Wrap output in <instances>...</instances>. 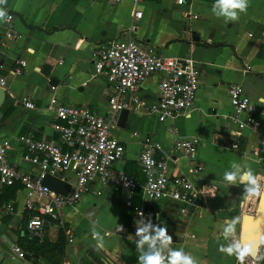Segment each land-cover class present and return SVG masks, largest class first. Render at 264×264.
<instances>
[{"label": "crops", "instance_id": "crops-1", "mask_svg": "<svg viewBox=\"0 0 264 264\" xmlns=\"http://www.w3.org/2000/svg\"><path fill=\"white\" fill-rule=\"evenodd\" d=\"M215 3L189 0L178 6L175 0H140L137 10L141 17L135 21L131 0H7L6 5H0L11 17L0 19V76L6 82L0 105L1 138L30 134L34 139H54L53 126L59 122H54L52 114L44 109L51 95L61 104L105 111L110 88L104 77H91L90 51L126 39L125 31L131 24L136 27L131 35L136 41L157 55L191 57L199 72L191 110L164 123L129 111L124 127L112 130V136L123 146V156L113 169L141 184L143 175L137 163L141 138L150 137L166 152L175 137L198 138L194 158L173 155L175 162L169 164V169L194 185L215 186L214 197L186 216L179 215L169 203L146 205L145 212L154 226L140 240H132V213L140 205V190L128 200L122 192L93 182L73 209L62 211V222L72 243L65 238L57 264H143L141 257L156 253L163 257V264H170L173 252L191 258L193 264L237 263L235 251L229 255L224 250L238 243L239 222L242 216L253 215L258 199L247 191L256 185L240 182L239 175L251 170L260 188L264 181V0H249L247 11L240 13L236 21L217 17L212 11ZM5 33L16 39L6 40ZM16 60H23L24 67H19ZM16 68L20 70L18 75L13 74ZM232 83L239 84L257 108L255 128L243 130V138L238 139L241 153L222 147L224 138L236 130L227 119L231 113L227 89ZM50 86L54 91L49 90ZM139 92L150 101L156 95L155 77L144 81ZM24 96L32 101L33 110L21 106ZM19 154L11 141L9 162L25 169ZM233 164L239 166L236 184L224 180L225 172H237ZM195 165L200 168L198 172H192ZM65 177L72 179L70 174ZM17 192L13 199L0 203V208L8 202L14 206L11 214L0 212V264H55L23 248L24 262L11 260L10 250L24 234L26 212ZM230 225L234 230L226 233ZM58 229L51 224L44 238L54 243ZM161 229H166L170 242L159 237ZM93 232L99 233L100 239H95ZM262 238L264 232L258 257L264 256Z\"/></svg>", "mask_w": 264, "mask_h": 264}, {"label": "built area", "instance_id": "built-area-1", "mask_svg": "<svg viewBox=\"0 0 264 264\" xmlns=\"http://www.w3.org/2000/svg\"><path fill=\"white\" fill-rule=\"evenodd\" d=\"M188 1L175 0V4L180 6ZM139 3L140 0H131L134 21L141 17L137 10ZM10 18L7 15L5 20ZM125 32L128 33L126 39L113 40L90 51L91 77H104L110 88L105 111L61 104L51 95L44 109L52 114L54 122H59L53 126L54 139H34L30 134L17 135L12 139L0 137V192L6 187L19 186L17 195H21L23 210L28 213L24 233L29 239L44 238L46 228L51 224L63 227L62 211L73 209L93 182L122 192L128 200L137 189L140 190V205L132 213L133 225L129 233L132 240H140L154 226L145 212L146 205L169 203L179 215L186 216L215 195V186L194 185L186 177L172 174L169 169V164L175 162L173 155L179 154L188 160L194 158L198 138L175 137L169 152L150 137L141 138L137 153V163L143 175L141 184L134 177L113 169L114 163L123 156V146L111 134L117 128L119 111L140 112L153 117L157 123H164L192 109L199 84V72L191 57L177 59L157 55L152 48L131 37L136 32L133 24ZM5 39L12 41L16 36L5 33ZM16 64L19 67L25 65L23 60H16ZM19 72L16 68L13 74L18 75ZM152 77L156 80V95L149 101L140 96L139 91L140 85ZM5 87V78L0 76V88ZM49 90L54 91V87L50 86ZM227 95L231 109L227 119L236 125V130L224 138L222 147L241 153L242 144L238 139L243 138V130L255 128L257 108L243 94L239 84H230ZM20 104L27 111L34 109L28 96L22 97ZM11 141L19 149L20 161L27 168L17 169L9 162ZM261 141L264 143V136ZM251 153L255 155V149ZM194 167L192 172L200 170L199 166ZM67 174L72 176L71 180L65 177ZM46 175L66 183L69 186L67 194L58 195L43 186L41 182ZM13 209V202H8L0 212L11 214ZM29 213L35 215L30 216ZM140 229L147 231L138 235ZM64 235L66 242L71 244L67 229ZM10 252L11 260L24 262L25 253L18 246H13ZM244 264H256V259L247 256Z\"/></svg>", "mask_w": 264, "mask_h": 264}, {"label": "clouds", "instance_id": "clouds-1", "mask_svg": "<svg viewBox=\"0 0 264 264\" xmlns=\"http://www.w3.org/2000/svg\"><path fill=\"white\" fill-rule=\"evenodd\" d=\"M7 0H0V5H6ZM249 0H216V3L213 5L212 11L216 14L217 17L224 16L226 21H236L239 19L240 13H245L248 8ZM219 9V11H217ZM239 11H236V10ZM8 14L3 7H0V19H3ZM233 168L237 169V172H225L224 180L228 181L231 184L237 183V175L239 173V166L236 164L232 165ZM239 181H248L251 185H256L254 188H249L247 191L252 196H257L264 198V192H261L260 187L257 183V177L252 175L251 170L245 172L242 175H239ZM121 227V231H122ZM233 226H229L226 229V233L233 231ZM147 229H140L137 234H142ZM159 237H166V229L158 230ZM93 237L95 239H100V235L97 232H93ZM147 240L148 238L145 237ZM167 241H171V237H166ZM264 242V238L262 241ZM259 243L257 241L241 245L237 243L234 247H229L225 249L229 255L235 251L237 259L240 261V264H244L245 257L252 256L256 259H264V256H257V252L259 251ZM143 264H163V257L156 253L152 256L141 257ZM193 264V260L187 256L182 257L180 253L173 252L170 256V264Z\"/></svg>", "mask_w": 264, "mask_h": 264}, {"label": "water", "instance_id": "water-1", "mask_svg": "<svg viewBox=\"0 0 264 264\" xmlns=\"http://www.w3.org/2000/svg\"><path fill=\"white\" fill-rule=\"evenodd\" d=\"M192 40H196L195 37ZM5 98L4 89L0 88V105ZM128 115L127 110H121L118 112L116 119V127L122 129ZM42 185L48 188L51 192L65 196L68 192L69 186L60 181L57 178L44 176L42 179ZM261 192H264V181L260 188ZM264 232V198L258 197L256 208L252 216H242L239 222L238 230V243L241 245L248 244L254 241L260 242ZM255 259L252 256H249Z\"/></svg>", "mask_w": 264, "mask_h": 264}, {"label": "trees", "instance_id": "trees-1", "mask_svg": "<svg viewBox=\"0 0 264 264\" xmlns=\"http://www.w3.org/2000/svg\"><path fill=\"white\" fill-rule=\"evenodd\" d=\"M18 189H19L18 185H15L13 187H6L2 189L3 191L1 192L2 197L0 196V203L2 200L8 201L10 199H13ZM29 215L32 216V215H35V213H29ZM27 216H28V213L24 212L23 213L24 222ZM65 229L66 227L64 224H63V227H59L58 232H57V238L54 243L48 242L45 238H42L41 240L29 239L26 237L24 233L22 236L18 237L17 246L21 250L22 248L26 250L30 255L41 256L48 262L57 264L60 261L62 254H63V250H64V244H65L64 230ZM258 264H261V259L258 260Z\"/></svg>", "mask_w": 264, "mask_h": 264}, {"label": "rangeland", "instance_id": "rangeland-1", "mask_svg": "<svg viewBox=\"0 0 264 264\" xmlns=\"http://www.w3.org/2000/svg\"><path fill=\"white\" fill-rule=\"evenodd\" d=\"M35 196H33V199H34Z\"/></svg>", "mask_w": 264, "mask_h": 264}]
</instances>
